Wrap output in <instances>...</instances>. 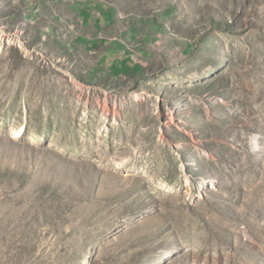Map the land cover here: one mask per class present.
<instances>
[{"label":"rangeland","instance_id":"374dc122","mask_svg":"<svg viewBox=\"0 0 264 264\" xmlns=\"http://www.w3.org/2000/svg\"><path fill=\"white\" fill-rule=\"evenodd\" d=\"M264 264V0H0V264Z\"/></svg>","mask_w":264,"mask_h":264},{"label":"bare ground","instance_id":"6f19581e","mask_svg":"<svg viewBox=\"0 0 264 264\" xmlns=\"http://www.w3.org/2000/svg\"><path fill=\"white\" fill-rule=\"evenodd\" d=\"M82 264H87V260H86V258H85V259H83V262H82Z\"/></svg>","mask_w":264,"mask_h":264}]
</instances>
